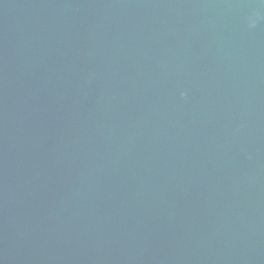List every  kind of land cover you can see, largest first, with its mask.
<instances>
[{
	"label": "water",
	"instance_id": "obj_1",
	"mask_svg": "<svg viewBox=\"0 0 264 264\" xmlns=\"http://www.w3.org/2000/svg\"><path fill=\"white\" fill-rule=\"evenodd\" d=\"M0 264H264V0H0Z\"/></svg>",
	"mask_w": 264,
	"mask_h": 264
}]
</instances>
